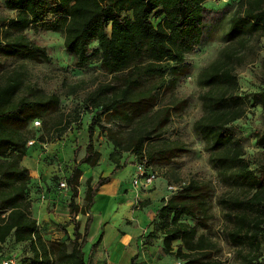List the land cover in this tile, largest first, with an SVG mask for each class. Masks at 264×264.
Returning <instances> with one entry per match:
<instances>
[{"label": "trees", "instance_id": "obj_1", "mask_svg": "<svg viewBox=\"0 0 264 264\" xmlns=\"http://www.w3.org/2000/svg\"><path fill=\"white\" fill-rule=\"evenodd\" d=\"M207 0H3L15 16L0 19V54L42 61L47 59L44 46L30 40L23 32L29 26L63 35L65 51L75 67L85 66L98 56L103 70L116 83L95 87L85 98L95 109L87 127L88 140L83 155L64 179L70 190L69 212L86 214L82 233L73 222V237L64 241L44 240L27 198L29 169L21 160L29 147L32 130L28 124L46 116L60 102L55 93L31 92L21 95L23 73L14 69L0 83V257L7 239L13 243L28 242L31 256L18 264H89L83 247L88 241L92 221L91 206L99 187L111 174L125 167L122 152L131 153L146 166L167 163L187 151L177 139L163 138L165 126L185 100L173 107L152 112L157 94L164 86H174L190 70L185 53L197 46L203 37L204 3ZM264 33V0H238L224 32L226 45L218 56L201 68L196 82L201 114L192 123V131L204 143L209 165L217 182L226 187L215 199L223 214L224 237L234 249L235 264H264V151L255 158L254 167L245 156L241 141L231 123L246 112L247 103L259 106L264 117V87L244 98L239 93L236 65L244 62L250 40ZM96 47L90 48L92 42ZM264 68V58L262 59ZM1 69V62H0ZM158 77L150 88H141V78ZM150 112V114H148ZM105 121L133 125L124 134ZM98 125L113 145L108 159L114 164L109 174L84 181V204L74 198L82 170L98 164L100 152L94 146V127ZM256 144L264 147V129L255 135ZM43 138L35 143H45ZM74 151L73 157L76 156ZM168 177L166 174H162ZM177 181V178L174 180ZM208 180L190 179L173 192L156 210L153 226L145 239L161 234V245L183 264H223L218 242L198 228H207L213 218L212 192ZM188 216L194 223L182 220ZM225 233V234H224ZM151 240V239H150ZM148 240V241H150ZM173 241H178L173 250ZM99 242V237L90 249ZM135 254L130 264H141Z\"/></svg>", "mask_w": 264, "mask_h": 264}, {"label": "rangeland", "instance_id": "obj_2", "mask_svg": "<svg viewBox=\"0 0 264 264\" xmlns=\"http://www.w3.org/2000/svg\"><path fill=\"white\" fill-rule=\"evenodd\" d=\"M237 1L207 0L204 3L203 37L197 46L185 53V60L190 64V70L186 75L180 77L174 86H164L159 91L152 109L153 112L162 107H173L178 102L185 100V104L179 111L170 117L162 137L183 141L187 146V151L167 163H154L147 166L157 175L166 174L168 178L172 179V183H185L190 179L208 180L212 183L214 188L211 197L213 218L208 222L207 228H198V231L209 234L213 240L218 242L221 248L218 256L223 264H235L234 249L222 232L224 230L222 210L215 202L216 197L226 190V187L217 182L216 172L208 163L204 143L193 133L192 123L202 112L201 101L198 98L201 87L196 82L197 73L214 60L226 45L224 32L228 28L229 18L235 11ZM14 16L15 11L6 8L3 0H0V19L7 21L8 18ZM2 26L3 22L0 23V27ZM23 32L30 40L44 46L48 57L45 60L37 61L0 54V83L4 81L8 72L17 69L23 73V86L19 94L31 96V92H34L59 95L58 107L46 116V127L41 118H37L40 120V125L35 127L30 122L28 127L32 130L30 138L34 140L43 138L48 143H55L57 140L62 143L59 142L54 145L55 147H50L54 151L51 156L45 158L38 156L39 153L48 150L43 147H39L41 151L37 148L39 153L32 154V151L28 150L24 156H29L28 158L38 156V160L43 159V164L51 170L49 178L46 181L42 180L43 184L34 183L31 179L28 182L27 198L30 201V212L36 219L39 232L47 242L64 241L68 244L67 235L73 237L72 221L79 223L78 230L82 233L86 214L77 213L75 216H71L69 212L70 190L67 184L66 187L60 186V181L68 176L74 163L82 156L88 140L87 127L95 116V109L87 104L86 96L98 85L116 83V80L112 74L103 70L98 56L91 57L83 67H75L73 57L65 51L63 35L60 32L45 31L33 26H29ZM89 47H96V42H92ZM263 58L264 33L258 38L253 37L250 40L248 49L245 51L244 62L236 65L239 93L242 97L246 98L249 93L264 87ZM158 80V77L141 78L140 87L150 88ZM133 122H107L102 117L100 124L110 126L113 130L124 134L133 125ZM231 128L234 135L240 139L244 154L251 162V167H254L255 158L260 157L261 152L264 151V147L257 145L255 141L256 133L264 129L261 108L252 106L248 102L245 114L234 120L231 123ZM93 138L94 146L100 152V158L94 167L79 165L82 174L77 186V195L74 198L79 206L84 204L85 179L90 176L91 184H94L98 175L107 173L109 168L114 166L108 159V153L113 150V145L107 140L98 125L94 127ZM75 150H77L76 156L73 157L72 153ZM131 156H133L131 153L122 152L120 162L125 157L127 161ZM133 157L135 158V156ZM131 167L132 164H127L120 169L119 175L128 177ZM176 178L177 181H174ZM102 202V198H96V207L94 208H100ZM95 214L97 216L91 221L89 237L96 241L101 231L100 228H102L100 226L104 222L99 219V213ZM182 220L194 223V220L188 216H183ZM109 228L108 225L104 244L108 243L111 235ZM156 237H161V234ZM177 243L178 241L172 242L173 250ZM148 245H153L151 240H143L142 248H148ZM86 246L85 244L83 247L84 257L87 259L89 257L91 264H100L99 262L93 263V253H89L91 244ZM160 246L161 255L158 259L161 264H183L182 259L174 254L165 253L161 244ZM4 251L26 262L31 256L28 242L13 243L11 239H7ZM152 255L150 253L149 256ZM149 259L147 257L144 261Z\"/></svg>", "mask_w": 264, "mask_h": 264}, {"label": "crops", "instance_id": "obj_3", "mask_svg": "<svg viewBox=\"0 0 264 264\" xmlns=\"http://www.w3.org/2000/svg\"><path fill=\"white\" fill-rule=\"evenodd\" d=\"M59 142L62 143L60 140L55 141V143L45 142L43 148L48 150L44 153H39V150L41 151L39 143L33 144L28 150H31L32 154L39 153L38 156L45 158L54 154L50 147H55L54 145ZM38 156H32L31 158L24 156L21 164L29 169L31 181L43 184L42 180L45 179L44 181H46L49 178L51 170L43 164V159L38 160ZM138 163L140 162L133 156L128 158L126 165L132 164L128 177L120 176V170L112 173L110 180L102 184L95 194L94 203L91 206L92 220L97 216L95 213H99V219H102L104 223L100 226L102 228H100L101 231L98 234L99 242L95 247L89 249V253H93V263L130 264L132 256L136 254L138 256L137 260L141 264H161L158 259L161 255V250H159L161 248V237L148 238L153 243L151 246L148 245V248L143 249L142 244L147 233L153 228L151 221L156 210L173 193L167 188V185L172 183V179L161 174L143 185H139L141 180L138 181V184H134L133 178ZM85 166L91 168L86 163H82V167ZM112 168L110 167L107 173L101 175L109 174ZM144 181L142 180V182ZM96 198H102L103 200L102 206L98 209L94 208L96 207ZM108 225L110 226L111 235L108 243L104 244ZM159 234V232L156 233V236ZM87 239L88 241L91 240L89 235ZM93 242H95V239H92L86 245H92ZM150 253L153 255L149 256ZM147 257L150 259L144 261ZM87 260H89V257ZM90 262L91 260H89V264L92 263Z\"/></svg>", "mask_w": 264, "mask_h": 264}, {"label": "built area", "instance_id": "obj_4", "mask_svg": "<svg viewBox=\"0 0 264 264\" xmlns=\"http://www.w3.org/2000/svg\"><path fill=\"white\" fill-rule=\"evenodd\" d=\"M33 126H38L40 125V120L39 119H34L32 120ZM35 144L34 139H30L27 141L28 146H32ZM41 147H44L45 143H39ZM158 175L156 172L149 170L147 166L144 163H138L136 166V173L133 178V183L138 184V181H140L139 185H143L150 180H153L157 177ZM142 180H145L142 182ZM184 182H179V183H169L167 185V188L170 192H175ZM60 186L66 187V181L65 179H62L60 181ZM0 264H18V259L14 255L6 256V257H0Z\"/></svg>", "mask_w": 264, "mask_h": 264}]
</instances>
